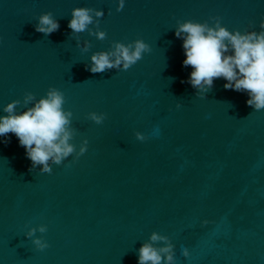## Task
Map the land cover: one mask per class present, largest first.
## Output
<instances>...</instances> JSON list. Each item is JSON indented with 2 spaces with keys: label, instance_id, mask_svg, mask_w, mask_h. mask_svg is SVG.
<instances>
[{
  "label": "water",
  "instance_id": "obj_1",
  "mask_svg": "<svg viewBox=\"0 0 264 264\" xmlns=\"http://www.w3.org/2000/svg\"><path fill=\"white\" fill-rule=\"evenodd\" d=\"M118 4L0 0V116L13 100L26 110L27 92L38 100L55 87L73 114L70 143L79 151L88 141L75 161L50 160L49 174L30 171L13 133L0 137V264H138L153 232L169 237L175 264H264V109L223 78L197 94L175 36L177 21L213 26V17L229 31L259 32L264 0H125L119 12ZM80 7L104 13H90L93 35L68 27ZM47 12L60 27L45 36L35 25ZM136 39L151 51L128 70H86L93 54ZM90 112L106 118L96 124ZM40 225L45 233L26 237ZM36 237L49 247L38 250Z\"/></svg>",
  "mask_w": 264,
  "mask_h": 264
},
{
  "label": "clouds",
  "instance_id": "obj_2",
  "mask_svg": "<svg viewBox=\"0 0 264 264\" xmlns=\"http://www.w3.org/2000/svg\"><path fill=\"white\" fill-rule=\"evenodd\" d=\"M124 5L125 0H119L116 10L121 11ZM90 13H94L96 17L104 14L103 11L87 7L72 10L68 27L73 33L89 31L93 35L88 29L93 23ZM211 19L214 20L213 26H209L207 21H177L175 36L183 40L182 47L186 57L183 66L192 68L187 82L200 94L213 87L214 79L223 78L227 81L225 89L246 92L249 97L246 101L248 106L254 110L264 109V20L260 22L261 31L241 33L239 30L229 31L222 26L220 17ZM96 24L98 27V20ZM59 27L51 12L41 14L39 23L35 25L36 31L45 36L58 31ZM94 34L98 39L106 38V32L97 31ZM89 47L85 42L83 51H87ZM150 51V46L142 39H136L127 46L117 42L114 51L93 54L92 64L90 67L86 66V70L92 73H103L112 68L126 71L141 60L144 53ZM65 102L63 92L49 87L46 95L38 100L33 93L27 92L23 98L26 110L17 111L20 100H13L3 108L6 115L0 116V137L13 133L18 138L20 146L25 148L26 157L31 161L30 171L39 165L42 166V173L51 174L50 160L58 166L73 154L75 161L87 151V139L80 145L79 151L70 143L75 129L71 127L72 112L63 108ZM29 104L33 106L27 107ZM105 118L104 113L87 114V119L96 124H101ZM135 136L140 141L147 139L140 132H136ZM7 142L6 140L5 143ZM37 231L45 233L47 228L45 225L30 228L25 235L32 238ZM150 240L152 243H144L139 248L138 264H162V257L163 264H175L174 245L169 237L153 232ZM158 242H163V246H155ZM32 243L41 251L49 247L42 237L34 238ZM182 254L188 257V249L184 248Z\"/></svg>",
  "mask_w": 264,
  "mask_h": 264
}]
</instances>
